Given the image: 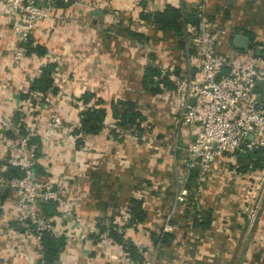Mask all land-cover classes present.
Listing matches in <instances>:
<instances>
[{"label": "crops", "instance_id": "0c3cea01", "mask_svg": "<svg viewBox=\"0 0 264 264\" xmlns=\"http://www.w3.org/2000/svg\"><path fill=\"white\" fill-rule=\"evenodd\" d=\"M204 2L206 15L228 33L219 40V52L244 53L253 43L264 56V0ZM195 4L196 0H74L57 6L31 31L29 49L43 48L45 53L25 52L17 62L10 56L20 46L13 31L15 20L0 10V172L6 136L2 118L32 115V108L24 107L26 100L33 108L35 98L46 100L68 126L80 124L85 108L104 113L95 133H83L80 125L71 132L58 131L55 148L44 155L48 172L68 183L66 200L83 237V245H62L50 264H125L121 253L98 234L108 236L114 229L135 248H148L165 216L172 230L157 249L155 264H226L229 253L241 246L239 235L245 230L249 207L246 183L253 168L247 159L255 161L258 154L244 159L248 167L242 168L241 178L230 177L228 157L210 165L204 175L199 169L185 171L183 151L195 127L178 123V105L168 91L176 77H198L200 57L194 48H186L185 27L192 22L184 23L179 48L175 34L158 30L151 20V14L166 7L195 14ZM59 15L65 19L56 20ZM245 33L252 38L247 50L239 51L231 39ZM161 61H168L172 70V78L161 81L163 88L156 80V66L152 67ZM46 64H53L50 86L32 90ZM127 105L142 117L136 121L138 129L118 124L119 113ZM46 112L35 114L40 124ZM31 143L38 153L39 138ZM35 173H41L40 166ZM177 188L189 192V198L173 206ZM16 199L10 190L0 192V264H37L42 258L40 239L26 236L13 222ZM131 209L140 212L139 221ZM41 211L54 217L52 204ZM254 228L251 239L241 246L245 259L261 247L252 238L262 234L264 239V211Z\"/></svg>", "mask_w": 264, "mask_h": 264}, {"label": "built area", "instance_id": "2783aa9c", "mask_svg": "<svg viewBox=\"0 0 264 264\" xmlns=\"http://www.w3.org/2000/svg\"><path fill=\"white\" fill-rule=\"evenodd\" d=\"M60 1L68 5L74 0ZM204 5V0H196L194 13L197 21L190 40L191 48L200 57L198 77L191 78L189 74L176 77L168 93L177 102L178 123L195 127L192 140L183 151L185 171L188 173L198 165L202 172L213 163L228 157L230 167L235 172L240 167L237 162L239 155L257 151L264 162V105L259 104L253 93L254 89L264 83V56L258 55L252 48L237 54L219 52V40L228 33L215 20L208 18ZM55 8V0H0V10L4 9L15 20L13 31L20 43L19 47L11 50L12 61L17 62L25 54L24 46L34 26ZM58 19L63 20L61 16ZM153 65L157 69L156 80L163 88L161 81L172 78L171 66L168 61ZM33 94L30 93L32 98L37 93ZM190 98L193 99L192 105L188 104ZM35 100L36 108L30 107L28 100L24 102V107L32 108L34 112L27 118L23 115L15 117L13 114L2 118L1 127L6 136L3 137L0 186L17 197L12 220L23 234L39 239L43 233H49L55 240H62L63 245H83L78 221L66 200L68 183L63 177L48 172L44 157L47 151L55 148V134L62 130L71 132L73 127H79V122L68 126L62 121L55 106H48L46 100L41 101L38 97ZM42 110L47 111L46 120L40 124L35 114ZM36 137L41 143L38 153L31 143ZM37 166L41 167L39 175L35 173ZM8 167L17 169L22 176H7L5 171ZM179 195L175 200L182 202L185 193L180 190ZM45 204L53 205L52 219L44 216L41 211ZM171 230L172 225L167 217L155 242L148 241V248L142 245L135 248L140 257L137 260L124 244L102 234H98V238L103 242L108 241L121 253L125 264H155L160 237Z\"/></svg>", "mask_w": 264, "mask_h": 264}, {"label": "trees", "instance_id": "16d2710c", "mask_svg": "<svg viewBox=\"0 0 264 264\" xmlns=\"http://www.w3.org/2000/svg\"><path fill=\"white\" fill-rule=\"evenodd\" d=\"M69 3V2H68ZM55 5L56 7H64L67 5V3H62L60 0H55ZM151 20L153 25L160 31H172L175 36L178 38V44L177 46L179 48H182L183 46V40L181 41V36H182V30H183V25L186 21L190 22H196L197 19L195 17V14L192 12H184L183 10L179 9H174L171 7H166L163 11L161 12H154L151 14ZM246 35L249 36L251 39L252 37L245 33ZM251 45H255L252 44ZM250 46V48H253ZM25 51L26 53L34 52L37 55H43L45 53L43 48H33L29 49V40L25 44ZM260 55V54H258ZM263 57V56H262ZM53 69V64H46V66L41 70V73L39 77L33 81L32 83V90H44L47 87L50 86L51 83V78H50V73ZM152 70V69H151ZM152 72H154L152 70ZM164 85L166 88H171L170 84L168 81L164 82ZM81 118H80V129L83 133H95L98 131L102 118L104 116L103 110L102 109H89L85 108L83 112L81 113ZM142 119L141 115L134 110L132 105H127L125 107V110H121L119 113V122L118 124L120 126H134L136 129H138V123L136 121H140ZM258 154L257 151H252L249 152L247 155H239L237 157V160H241V167L246 169L248 167V164H244V159L248 158L251 155H256ZM259 158L255 160L257 162ZM248 163H251V167L255 169L256 163L251 162V160L247 159ZM193 172V170L191 171ZM5 174L7 176H14V177H21L22 173L19 172L17 169L8 167L5 171ZM130 214H132L135 218L136 215V221L141 219V214L138 212L136 209H131ZM108 237H113L112 239L116 241L117 243L124 244L126 246L127 251L135 258L136 260L139 259V255L136 252L135 247L130 243L125 241L120 234H118L114 229H109L108 231ZM40 239V244H41V249H42V258L40 262L37 264H50L56 259V255L58 253V250L62 248L63 241L62 240H55L49 233H43L42 236L39 238ZM167 239V234L164 233L160 237V244L165 243Z\"/></svg>", "mask_w": 264, "mask_h": 264}, {"label": "rangeland", "instance_id": "374dc122", "mask_svg": "<svg viewBox=\"0 0 264 264\" xmlns=\"http://www.w3.org/2000/svg\"><path fill=\"white\" fill-rule=\"evenodd\" d=\"M59 16L65 19V17H63L62 15H59ZM59 16H56L55 19L59 20L58 19ZM48 17L49 15L45 18H48ZM208 18L213 20L212 17L208 16ZM185 28L186 30L185 29L184 30L186 34V40H188L186 44V48H190L191 47L190 40L192 39L193 34L195 32V22H192L189 27H185ZM252 47H253L252 49L256 50L257 52L256 46L253 45ZM258 158L259 160L257 162L251 161L253 163L254 162L256 163L257 170H254V168L249 170L251 173H248L249 178L246 183V188L248 192L247 195H249V202L247 206L249 207L247 208V212L245 214L246 221H247L245 224V230H243V232L241 233V236L239 235V242L242 247L244 246V244H246L248 239L249 240L251 239V236H250L251 231L255 227L257 219L261 215V212L264 211V165H263L264 162H263V158L261 155H258ZM237 162L240 164V167L235 172L232 170V167L229 166L232 172L230 175L232 179L236 176H239L241 178L240 174L244 172V170H242V167H241V160L239 159L237 160ZM188 173H191V171ZM204 174L205 172L204 173L203 171L200 172V175H204ZM180 190H182L185 193L182 202L186 203L187 201L186 199L189 198V192H187L185 189L177 188L175 189L174 196L172 198L173 206H175L177 203H181V201L175 200L176 197L180 196L179 195ZM253 212H255V214H253ZM167 217L168 216H165L164 219H166ZM169 224L171 225L170 220H169ZM17 228L19 229L20 227L17 226ZM260 237H263V235L259 234V236L257 235L252 238L255 240V242L258 243V246H261V247H257L256 251L254 252V254H252L250 258L245 259V257L244 258L242 257L243 256L242 247L239 246V249L236 252L233 251L232 253H229L231 257L226 262V264H264V249L262 248V246L264 247V239ZM152 241L155 242V240H152Z\"/></svg>", "mask_w": 264, "mask_h": 264}, {"label": "water", "instance_id": "95a60500", "mask_svg": "<svg viewBox=\"0 0 264 264\" xmlns=\"http://www.w3.org/2000/svg\"><path fill=\"white\" fill-rule=\"evenodd\" d=\"M92 13H99L98 11L94 10ZM231 45L239 50V51H246L249 45V37L243 34H234L231 39ZM261 88H256L253 90V93L256 95V100L259 102L261 106L264 105V83L260 86ZM193 99L190 98L188 100V104L192 105ZM246 163V161L244 162ZM194 169H199V166H195ZM4 190L3 186H0V192Z\"/></svg>", "mask_w": 264, "mask_h": 264}]
</instances>
